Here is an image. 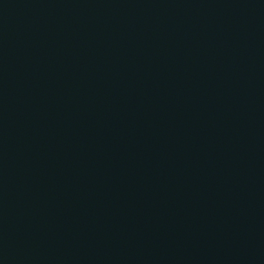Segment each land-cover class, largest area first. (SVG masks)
<instances>
[{
    "label": "water",
    "instance_id": "1",
    "mask_svg": "<svg viewBox=\"0 0 264 264\" xmlns=\"http://www.w3.org/2000/svg\"><path fill=\"white\" fill-rule=\"evenodd\" d=\"M0 264H264V0H0Z\"/></svg>",
    "mask_w": 264,
    "mask_h": 264
}]
</instances>
